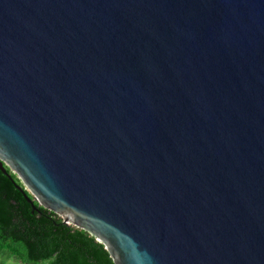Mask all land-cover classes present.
<instances>
[{
    "label": "water",
    "instance_id": "95a60500",
    "mask_svg": "<svg viewBox=\"0 0 264 264\" xmlns=\"http://www.w3.org/2000/svg\"><path fill=\"white\" fill-rule=\"evenodd\" d=\"M113 264H264V0H0V171Z\"/></svg>",
    "mask_w": 264,
    "mask_h": 264
},
{
    "label": "trees",
    "instance_id": "16d2710c",
    "mask_svg": "<svg viewBox=\"0 0 264 264\" xmlns=\"http://www.w3.org/2000/svg\"><path fill=\"white\" fill-rule=\"evenodd\" d=\"M0 171V255L3 264H113L104 246L31 199L8 169ZM2 264V263H0Z\"/></svg>",
    "mask_w": 264,
    "mask_h": 264
},
{
    "label": "rangeland",
    "instance_id": "374dc122",
    "mask_svg": "<svg viewBox=\"0 0 264 264\" xmlns=\"http://www.w3.org/2000/svg\"><path fill=\"white\" fill-rule=\"evenodd\" d=\"M3 261H4L3 256L0 255V263L3 264ZM5 264H17V263L13 260H9V261L5 262Z\"/></svg>",
    "mask_w": 264,
    "mask_h": 264
}]
</instances>
